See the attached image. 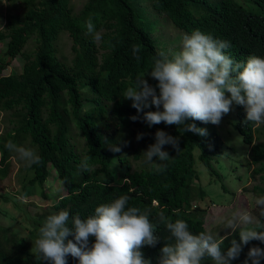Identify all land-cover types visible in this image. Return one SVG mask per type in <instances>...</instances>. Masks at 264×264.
Segmentation results:
<instances>
[{
  "label": "trees",
  "instance_id": "obj_1",
  "mask_svg": "<svg viewBox=\"0 0 264 264\" xmlns=\"http://www.w3.org/2000/svg\"><path fill=\"white\" fill-rule=\"evenodd\" d=\"M139 1L84 0L74 13L71 0H6L0 28V41L6 39L0 53V112L7 111L13 119L11 127L0 133V177L11 154L7 143L24 142L41 158V163L26 166L31 173L27 183L42 188L52 171L63 193L49 208L29 214L25 234L0 224V264H51L35 247L39 228L49 215L67 210L69 222L76 214L86 218L97 206L121 195L130 197L128 206L152 209L150 219L160 242L142 249L151 264H158L160 249L170 236L158 220L159 211L173 222L186 221L193 234L204 232V208H191V202L205 195L193 184L197 178L193 148L198 149L199 161L216 174L210 166V157L218 152L216 137L210 140L183 132V126L161 123L148 127L142 120L132 121L130 117L138 114L123 97L137 77L149 73L158 52L171 58L173 54L163 46L177 40H173L176 35L160 37L164 43L157 45L140 17L146 14L158 21L163 15L174 28L188 34L196 29L218 33V40L231 44L226 50L229 56L250 53L246 62L250 55L264 58V0H250L255 8L248 0H147L150 9ZM89 19L101 32L100 41L88 33ZM62 33L70 38L69 62L55 53V40ZM28 40L33 48L24 50ZM134 45L139 46V59L133 55ZM17 56L23 60L18 70L3 74L10 59ZM145 79L153 86L157 83L150 76ZM235 117V128L248 146L251 173L263 183V187L254 188L264 193V140L253 141L254 134L264 135V125L259 126L261 130L253 129L244 106L236 103ZM188 123L200 125L199 121ZM72 128L81 144L72 140ZM158 130L179 138L180 149L164 146L170 159L163 162V171L157 172L150 163L133 169L131 158L135 160L137 153L132 157L128 153L136 149L134 135L143 133L142 139L151 145ZM114 146L121 151H112ZM230 246L221 248L226 251ZM252 246L264 249L261 242L251 241L231 264L242 260ZM207 260L202 264H208ZM68 264H78V260L69 256Z\"/></svg>",
  "mask_w": 264,
  "mask_h": 264
},
{
  "label": "clouds",
  "instance_id": "obj_2",
  "mask_svg": "<svg viewBox=\"0 0 264 264\" xmlns=\"http://www.w3.org/2000/svg\"><path fill=\"white\" fill-rule=\"evenodd\" d=\"M86 27L95 41L102 39L101 32L96 31L91 19L86 22ZM182 37L181 50L177 45L170 50L163 46L166 52L173 54L171 58L164 51L153 57V66L146 75L157 82L155 86L149 84L146 75H143L137 77L134 86L124 91V99L132 102L131 107L138 114L130 119L142 120L148 127L161 123L183 126V132L205 136L206 129L188 121L219 125L235 102L244 106L246 120L254 125L253 129H260L259 126L264 125V58L250 55L244 62L250 53L237 52L229 56L226 50L231 47L230 42L218 40V33L215 32L205 34L196 29L191 34H181L176 42ZM132 51L137 56L139 46L134 45ZM141 113L142 116L139 115ZM143 136V133L137 134L136 139L139 141ZM256 137L260 136L254 134V139ZM152 140L150 145L142 139L141 144L147 151L143 152L146 161H141L140 168L142 164L150 163L160 172L166 167L163 162L170 159L169 153L163 150L164 146L171 145L178 151L179 138L158 130ZM6 147L18 153L19 158L29 166L41 163L40 156L33 149L11 141ZM111 150L120 152L121 148L114 146ZM131 151L133 155L137 153L136 159L141 156L139 146ZM82 166L87 168L86 164ZM51 195L53 203L60 194ZM129 200L128 195H121L97 206L94 214L86 218H81L79 214L71 216V222L67 210L49 215L35 240L37 252L51 264H68L69 256L78 260V264H151L142 249L154 248L160 242L156 225L150 219L152 209L128 206ZM196 202H191V208ZM255 204L264 216V196L257 197ZM157 217L170 234L160 249L158 264H202L205 258L211 259L214 264H231L240 257L243 246L249 242L264 244V231H258L264 228V224L243 208L233 211L224 220V228L233 232L238 229L240 238L239 243L233 239L226 251L221 245L227 237L217 238L205 232V216L204 232L199 234H193L188 223L182 219L173 222L163 210L157 213ZM92 238L94 242L90 243ZM244 259V264H249V261L251 264H264V249L252 246L247 255L234 264Z\"/></svg>",
  "mask_w": 264,
  "mask_h": 264
},
{
  "label": "rangeland",
  "instance_id": "obj_3",
  "mask_svg": "<svg viewBox=\"0 0 264 264\" xmlns=\"http://www.w3.org/2000/svg\"><path fill=\"white\" fill-rule=\"evenodd\" d=\"M84 0H71V7L76 13L81 7ZM254 8L255 4L248 0ZM141 5L149 4L147 0H140ZM245 6L244 2L241 3ZM6 0H0V28L3 24V15L5 13ZM255 11V10H254ZM141 21L149 30L151 37L155 43L162 46L164 41L161 38L172 37L176 34L173 40L179 38L181 34H188L182 30H178L163 15H159L158 21L150 19L146 14L141 15ZM161 37V38H160ZM4 40L0 41V52L4 49ZM183 37L178 42L165 44L166 49L170 50L177 45L181 50ZM56 55L64 62H69L72 53L70 51V38L65 34H60L55 40ZM33 44L28 40L24 50H31ZM21 57L12 58L9 65L3 71V74H8L10 71H17L22 63ZM226 96L230 94L226 93ZM12 116L6 112H0V133L11 127L10 120ZM235 102L231 106L228 114L224 115L219 125L211 123L204 124L199 121V128L206 129L207 134L203 136L205 139L213 140L216 137L218 152L210 157V166L216 174H211L209 169L205 167L198 159V149L193 148L194 162L193 168L197 175L193 184L202 188L205 195L202 200H198L196 205L204 208V227L205 232L212 234L214 237L224 239L222 246L228 245L233 239L238 240L239 230L233 232L231 229H226L224 220L230 217L233 211L238 209H246L252 213L254 218L258 219L261 224H264V216L261 215V209L255 204V199L264 196L258 189L263 187V183L257 175L251 173V165L248 164V146L242 141L241 135L235 128ZM73 141L77 144L82 143V139L75 135V129L71 130ZM134 135V146H139L141 156L137 159H132V168L138 169L141 161H146L143 152L144 149L140 140ZM258 140L264 139L263 136ZM254 139V142L257 140ZM28 148L26 143L18 144ZM5 174L0 177V224L4 226H14L18 229V234L27 232V222H29V214L35 211L47 209L52 203L53 196L51 193H63L56 179L53 178V172L48 175L47 180L43 183L42 188L33 186L27 183V178L30 176V171L26 169L28 163L19 158V154L10 151ZM133 152L128 153L132 157ZM2 167V164H0ZM44 193V198L42 197ZM261 229V228H260ZM258 229V231L260 230ZM246 259V258H245ZM245 259L239 263L244 264ZM208 264H214L209 259ZM251 264V261H249Z\"/></svg>",
  "mask_w": 264,
  "mask_h": 264
}]
</instances>
